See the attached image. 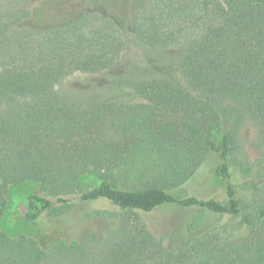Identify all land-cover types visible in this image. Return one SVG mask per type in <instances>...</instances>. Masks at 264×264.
Masks as SVG:
<instances>
[{
    "label": "trees",
    "instance_id": "16d2710c",
    "mask_svg": "<svg viewBox=\"0 0 264 264\" xmlns=\"http://www.w3.org/2000/svg\"><path fill=\"white\" fill-rule=\"evenodd\" d=\"M52 3L33 12L46 26L37 32L16 27L19 13L0 15V188L39 183L26 196L25 220L63 222L78 205L91 207L87 216L118 219L113 233L123 236L105 258L84 264H229L231 258L264 264V0H132L129 37L111 17L94 12L60 20L65 10ZM129 40L184 43L182 75L127 82L150 103L142 112L111 113L121 129L96 134L89 113L63 100L58 84L75 71L112 67ZM177 113L187 116L184 135L163 131L159 123L160 116ZM248 122L257 130L254 159L240 140ZM212 155L226 180L223 196L173 190ZM90 168L100 182L86 188L81 177ZM2 204L0 198V212ZM165 204L198 209L200 216L162 237L126 217ZM208 214L217 216L211 245L205 234L191 235ZM233 217L239 226L222 222ZM103 244L89 231L83 241L61 239L45 248L40 238L0 229V264H51V251L79 255Z\"/></svg>",
    "mask_w": 264,
    "mask_h": 264
},
{
    "label": "rangeland",
    "instance_id": "374dc122",
    "mask_svg": "<svg viewBox=\"0 0 264 264\" xmlns=\"http://www.w3.org/2000/svg\"><path fill=\"white\" fill-rule=\"evenodd\" d=\"M50 2L60 6L59 10H65L64 15L61 16L63 19L60 20H65L68 23L85 13L94 12L98 18L111 17L119 32L126 37H129L133 30L132 23L136 9L132 0H0V15L7 17L8 14L19 13L16 15L17 28L30 27L35 32L41 31L46 26L36 23L33 12L37 8L45 7ZM26 10L30 11V14L26 15ZM184 51L185 47L182 42L149 46L129 40L118 61L112 67L99 73L83 71L70 73L58 84V89L65 92L63 94L66 97L64 96L63 100L89 113L95 122L94 133L101 134L105 129L120 130L121 121L118 119L116 122L119 125L115 127L112 124L111 113L120 117L126 112H142L145 111V108L142 107L150 103L145 96L135 93L127 82H142L158 73H179L178 75L181 76L180 65ZM184 117L187 116L180 113L165 114L159 117V123L163 131L184 135ZM256 137V128L251 122H248L240 133V140L242 151L248 152L253 159L258 155V150L253 145ZM219 162L220 159L212 155L186 182L173 190L182 189L183 193L197 196L220 197L222 194L224 195L226 180L220 177L215 170ZM182 173H180L181 176H183ZM81 182L86 188L92 187L100 182V176L90 168L82 175ZM244 183L248 184L245 181ZM39 187V183L33 180H26L18 184L3 183L0 188V198L3 199L0 229L11 237L26 235L40 238L45 248H49L51 243L61 239L83 241L87 233L93 231L104 241L101 247H86L85 251L79 255L51 251V264H84L96 258H105L107 252L115 246L117 237L119 238L122 234H116V231L113 233L114 226L118 225L120 221L118 219L111 221L102 216H87L84 212L90 211L91 207L78 205L63 222L50 216L38 223L27 222L24 217L26 196L30 192L39 190ZM126 214L130 222L137 220L146 222L158 237L167 235L180 224H186L200 216L198 209L177 207L174 204L156 207L152 212L128 211ZM205 217H209L208 222L191 235L197 236V234L203 233L206 245H211L215 240L214 227L217 223V216L208 214ZM222 222L228 223L229 227L240 225L238 217L225 219ZM222 234L225 235V232ZM207 256L213 258V255ZM223 264H226L225 260H223ZM229 264H234L232 258Z\"/></svg>",
    "mask_w": 264,
    "mask_h": 264
}]
</instances>
